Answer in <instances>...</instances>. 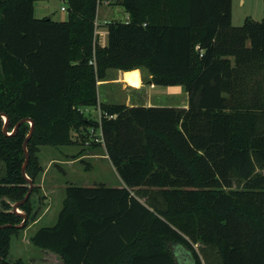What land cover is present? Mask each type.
I'll use <instances>...</instances> for the list:
<instances>
[{
  "label": "trees",
  "instance_id": "1",
  "mask_svg": "<svg viewBox=\"0 0 264 264\" xmlns=\"http://www.w3.org/2000/svg\"><path fill=\"white\" fill-rule=\"evenodd\" d=\"M35 1L0 0L9 133L0 116V225H10L0 228V264H26L9 254L37 220L39 148L80 146L73 158L88 156L97 123L80 108L98 105L109 69L179 85L187 107L101 103L102 144L122 185L66 184L56 222L28 242L60 264H179L180 255L206 264L205 247L217 255L208 264H264V16L235 26L232 0H114L128 18L105 24L101 46L99 0H66L64 20L35 17ZM22 118L34 122L25 168L33 187L18 227L23 217L11 210L29 187L21 167L30 124L11 132Z\"/></svg>",
  "mask_w": 264,
  "mask_h": 264
},
{
  "label": "rangeland",
  "instance_id": "2",
  "mask_svg": "<svg viewBox=\"0 0 264 264\" xmlns=\"http://www.w3.org/2000/svg\"><path fill=\"white\" fill-rule=\"evenodd\" d=\"M34 16L42 17L50 16L55 20H64L67 18L66 10H62L61 6L65 8L67 6L66 0H41L34 2ZM232 12V24L239 26L243 23L244 18L249 17L254 21H261L263 13V0H232L231 5ZM127 14L121 6L114 3V0H99L97 6V18H96V31H104L103 27L108 21L111 20H126ZM99 36L101 33H97ZM140 83V82H139ZM143 85L146 83L142 81ZM139 86L138 89H132L130 87L123 90L112 88L114 99L112 103H121L125 98H129L130 103L137 104H151L153 103H171L166 101L163 95H159L158 99L145 96V87ZM169 86L157 85L152 93H164L168 91ZM184 91V90H183ZM158 97V96H157ZM85 116L97 123L94 128L93 143L89 149H86L88 156L83 158V161L73 162V155L66 154L60 149H66L65 147L54 148L50 146H41L38 152V160L42 166V172L38 176L37 184L38 191L31 195V203L37 210V218L42 215V218L37 224H30L23 231H21L16 237L12 238L9 258L11 261L20 258L26 264H58L56 258L49 255L48 252H44L28 242L29 236L41 226H50L56 222V215L61 207L62 199L64 197V187L68 183H74L78 185H93V184H105L107 186H119L122 182L114 168L110 164L107 158H103L106 155V151L102 142L96 141L95 138L98 135V127L100 121L101 110H92L84 113ZM91 127V128H92ZM92 135V134H91ZM90 135V136H91ZM84 149V150H85ZM238 181L233 178V185L235 186ZM46 193V194H45ZM143 200V199H142ZM41 217V216H40ZM55 219V220H54ZM54 220V221H53ZM198 247V246H197ZM206 249L207 261L216 260L217 255L214 250L208 247ZM176 261L179 264H187V260L183 261V256L176 257Z\"/></svg>",
  "mask_w": 264,
  "mask_h": 264
},
{
  "label": "crops",
  "instance_id": "3",
  "mask_svg": "<svg viewBox=\"0 0 264 264\" xmlns=\"http://www.w3.org/2000/svg\"><path fill=\"white\" fill-rule=\"evenodd\" d=\"M39 1H41V0H38L37 2H39ZM63 1H65V0H63ZM240 1L242 2V0H240ZM34 7H35V4H34ZM61 7H64V6L62 5ZM66 14H67V12H66ZM44 15L46 16L47 14H44ZM127 18H126V20H127ZM103 29H104V31H96V33L102 34L100 36V40H99V36H98V42L101 46H104L107 43L106 26H104ZM126 73H127V76H125ZM132 75H133V77H132ZM142 81H143L142 80V74H141L139 69H133L130 71H123V70H119V69H109L107 71L106 77L102 80L97 81L98 105L97 106L81 107L80 109L84 113L92 111V110L99 111V110H101V108H100L101 103H112L113 102L114 95H113L112 88L115 87L116 89L120 88L119 90H123L124 88L130 87V88L136 90V89L140 88L139 86L143 85ZM143 86L145 87V90H144L145 96L150 97L149 100H151V96H153L152 98L156 97V99H158L161 95H163L164 98L166 99V101L171 102V103H169V102L168 103H158L157 102V103H153V104L187 107V94L183 91V88L179 85H170L168 87L169 88L168 91H166L164 93H152L151 92V90H154L157 85L149 84L146 82ZM121 103H124L126 105H136L137 104V103L136 104L130 103L129 98H127V99L125 98ZM143 105L148 106V105H152V104L149 102L148 104H143ZM64 147L66 149H63V150L60 149V150L66 154H75L81 148L80 146H70V147L64 146ZM103 158L108 159L107 155H104ZM78 159H79V157H75L72 159V161L75 162ZM121 185H122V183L119 186H121ZM56 217H57V215H56ZM41 218H42V215H39V217L37 218L36 221H34L33 224H37ZM43 251L48 252L49 255L56 258V261L58 262V264L61 263V261L57 255H55L49 251H45V250H43Z\"/></svg>",
  "mask_w": 264,
  "mask_h": 264
},
{
  "label": "water",
  "instance_id": "4",
  "mask_svg": "<svg viewBox=\"0 0 264 264\" xmlns=\"http://www.w3.org/2000/svg\"><path fill=\"white\" fill-rule=\"evenodd\" d=\"M0 116L3 117V120H4L2 131H3L4 134H9L7 132L8 116L5 113H1V112H0ZM24 121H28L29 122L30 129H29V131H28L27 135L25 136V138L23 140V143H22V148H23V151H24L25 158H24V162H23L22 167H21V173L28 180L29 187H28V190H27L26 194L24 195V197L21 200L16 201L15 203H13V205H12V210L11 211L13 213H18V214H20L23 217V220L21 221V223L19 225H17L18 227L22 226L24 224V222L26 221V219H27V215L24 212H22L21 210H19V206L28 199V197H29V195H30V193L32 191V187H33V183L31 181V179H29V177L25 173V168H26V165H27V162H28V159H29V155H28V151H27V141L31 137V134H32V131H33V128H34L33 120L32 119H28V118L20 119L15 124V126L13 128V131L11 133H14L16 131V129L18 128V126L20 125V123H22ZM8 226H10V225L9 224H4V225H0V228H4V227H8Z\"/></svg>",
  "mask_w": 264,
  "mask_h": 264
},
{
  "label": "built area",
  "instance_id": "5",
  "mask_svg": "<svg viewBox=\"0 0 264 264\" xmlns=\"http://www.w3.org/2000/svg\"><path fill=\"white\" fill-rule=\"evenodd\" d=\"M62 10H66L65 7H61ZM109 117H112V115H109ZM98 135L96 136L95 140L102 142V135H101V130H100V122H99V127H98ZM89 134L93 137L94 134V128L89 129Z\"/></svg>",
  "mask_w": 264,
  "mask_h": 264
}]
</instances>
